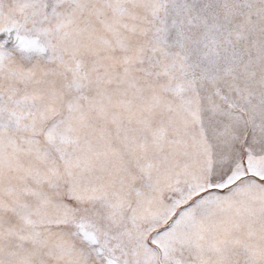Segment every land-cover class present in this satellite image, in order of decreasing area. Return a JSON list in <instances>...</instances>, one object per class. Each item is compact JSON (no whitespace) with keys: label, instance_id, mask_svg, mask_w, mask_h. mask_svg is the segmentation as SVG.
Here are the masks:
<instances>
[{"label":"snow or ice","instance_id":"snow-or-ice-1","mask_svg":"<svg viewBox=\"0 0 264 264\" xmlns=\"http://www.w3.org/2000/svg\"><path fill=\"white\" fill-rule=\"evenodd\" d=\"M0 264H264V0H0Z\"/></svg>","mask_w":264,"mask_h":264}]
</instances>
